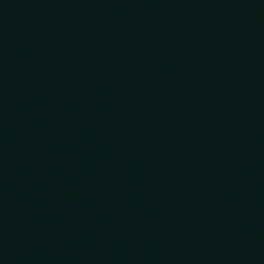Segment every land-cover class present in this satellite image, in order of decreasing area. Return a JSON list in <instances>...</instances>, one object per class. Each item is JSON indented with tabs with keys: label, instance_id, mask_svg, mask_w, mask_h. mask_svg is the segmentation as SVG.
<instances>
[{
	"label": "water",
	"instance_id": "obj_1",
	"mask_svg": "<svg viewBox=\"0 0 264 264\" xmlns=\"http://www.w3.org/2000/svg\"><path fill=\"white\" fill-rule=\"evenodd\" d=\"M0 264H264V0H0Z\"/></svg>",
	"mask_w": 264,
	"mask_h": 264
}]
</instances>
